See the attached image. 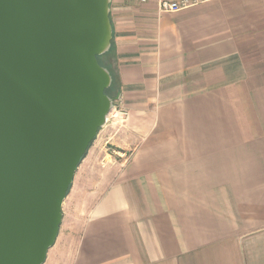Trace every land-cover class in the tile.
Listing matches in <instances>:
<instances>
[{
    "label": "crops",
    "instance_id": "obj_1",
    "mask_svg": "<svg viewBox=\"0 0 264 264\" xmlns=\"http://www.w3.org/2000/svg\"><path fill=\"white\" fill-rule=\"evenodd\" d=\"M132 5L110 2L118 108L43 264H264V0Z\"/></svg>",
    "mask_w": 264,
    "mask_h": 264
},
{
    "label": "water",
    "instance_id": "obj_2",
    "mask_svg": "<svg viewBox=\"0 0 264 264\" xmlns=\"http://www.w3.org/2000/svg\"><path fill=\"white\" fill-rule=\"evenodd\" d=\"M111 0H0V264H43L114 110Z\"/></svg>",
    "mask_w": 264,
    "mask_h": 264
},
{
    "label": "built area",
    "instance_id": "obj_3",
    "mask_svg": "<svg viewBox=\"0 0 264 264\" xmlns=\"http://www.w3.org/2000/svg\"><path fill=\"white\" fill-rule=\"evenodd\" d=\"M150 1H154L158 13L173 14L196 7L210 0H139L141 4Z\"/></svg>",
    "mask_w": 264,
    "mask_h": 264
},
{
    "label": "trees",
    "instance_id": "obj_4",
    "mask_svg": "<svg viewBox=\"0 0 264 264\" xmlns=\"http://www.w3.org/2000/svg\"><path fill=\"white\" fill-rule=\"evenodd\" d=\"M110 50H111V48H110ZM110 50L105 54V55H103V56H101V57H97V62H98V64L101 66V67H104L105 69H107L108 71H109V73H110V75H111V78H112V83H111V86L104 92V94L105 95H107L108 97H110L111 99H113V100H115V96H114V94H113V91H114V93H116L117 94V90H118V88H119V84H118V79L116 78V76L113 74V70H112V68H111V65L109 66H107L106 64H102L101 62H100V60H102V59H104V57H106L108 54H109V52H110ZM110 60V59H109ZM92 144V143H91ZM91 144L89 145V147L91 146ZM89 149V148H88ZM87 153V152H86ZM86 153H85V155H86ZM85 155L83 156V158L85 157ZM82 158V159H83ZM69 189H70V187H69ZM69 189H68V191H67V194H68V192H69ZM66 194V195H67Z\"/></svg>",
    "mask_w": 264,
    "mask_h": 264
},
{
    "label": "rangeland",
    "instance_id": "obj_5",
    "mask_svg": "<svg viewBox=\"0 0 264 264\" xmlns=\"http://www.w3.org/2000/svg\"><path fill=\"white\" fill-rule=\"evenodd\" d=\"M125 1L129 2L130 5H132L133 3L135 4V2H136V0H125ZM132 6H133V5H132ZM109 59H110V60H109ZM113 60H114V58H113V53H112V51H110L109 54H108L106 57H104V59L100 60V62H101L102 64H103V63L106 64L107 66L110 64V65H111V68H112ZM110 65H109V66H110ZM113 94H114V96H115V101L113 102L114 110H113V112L110 114V116L108 117V119H109L110 117L114 116V112H115V111L117 110V108H118V103H117V101H118V97H119V92H118V90H117V94L114 93V91H113ZM108 119H107V121H108Z\"/></svg>",
    "mask_w": 264,
    "mask_h": 264
}]
</instances>
